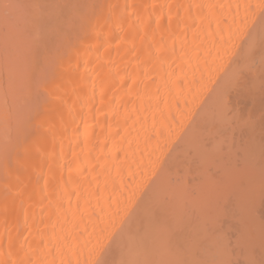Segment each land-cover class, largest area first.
Returning <instances> with one entry per match:
<instances>
[{
    "label": "bare ground",
    "instance_id": "6f19581e",
    "mask_svg": "<svg viewBox=\"0 0 264 264\" xmlns=\"http://www.w3.org/2000/svg\"><path fill=\"white\" fill-rule=\"evenodd\" d=\"M263 190L264 0H0V264L261 261Z\"/></svg>",
    "mask_w": 264,
    "mask_h": 264
},
{
    "label": "rangeland",
    "instance_id": "374dc122",
    "mask_svg": "<svg viewBox=\"0 0 264 264\" xmlns=\"http://www.w3.org/2000/svg\"><path fill=\"white\" fill-rule=\"evenodd\" d=\"M263 191H264V190H263ZM262 195L264 196L263 193H262ZM259 197H260V194H259ZM262 198H264V197H262ZM262 198H260V201L263 200L262 202H260V201L257 199L256 202H255V205H254V206H257V205H258L259 207H262V208L259 209V207L257 206L258 209H259V211H257L258 214H257L256 212H254V213L257 214L258 218L261 217V218H259V219H260V221H262V222L257 221L256 219H258V218H257L256 216H255V217L253 216V215H256V214L253 213L252 215H250V214L256 209V208H254V206L252 207V209H253V208H254V209H253V210L251 209V210H250L251 212H248V214H249V216H250L254 221H257V223L259 222L258 227L261 226V227L264 229V224H263V223H264V222H263V221H264V220H263V219H264V210L262 211V209H264V199H262ZM259 219H258V220H259ZM259 228H260V227H259ZM224 229H225V228H224ZM236 229H237V228H236ZM252 230H253V229H252ZM226 231H229V230H226ZM230 231H231V230H230ZM233 232L236 233L235 231H233ZM237 232H239V231H237ZM227 234H229V232H227ZM230 234H232V233H230ZM233 235L236 236V237H238V234H232V235H229V237H233ZM227 236H228V235H227ZM229 237H227V238H229ZM233 239H234V238H233ZM233 239H232V240H233ZM232 240H229V243H233ZM234 241H235V242L237 241L236 238L234 239ZM251 242L254 243V241H251ZM251 242H248V244L246 243V245H245L246 247H243L244 250H247V251H248V249H249V251H248L249 253H247V252L244 253V256H246V254L251 255V256H248V255H247V257H248V258L252 257V258L249 259V260H253V261H254L252 264H258V263L261 264V262L264 263V262H263L264 259L261 260V261H259V260L257 259L258 261H257V262L255 261L256 259L254 258V255H252L254 252H256L255 250H254V252H252L253 249H255V247L253 248V246H255V245L252 244ZM239 243H240V242L237 241V244H236V245H238ZM250 243H251L252 245H250ZM255 244H256V243H255ZM232 245H234V244H232ZM232 245L229 244V246H231L232 249H236V248H233L234 246L232 247ZM258 245H260V244H258ZM258 245H256V248L259 249V250H260V248H262V249L260 250V251H262L264 246H263V245H262V246L260 245L259 248H258ZM240 246H241V245H239V247H240ZM248 246H249L251 249H250ZM241 247H242V246H241ZM252 248H253V249H252ZM228 250H231V249L228 248ZM250 250H252V251H251L252 254H250V253H251ZM259 250H258V251H259ZM238 251L241 252L240 250H238ZM244 252H245V251H244ZM232 253H233L232 255H229V257L232 256V257H231L232 260H231V259H228V263H230V261H231V264H244L245 262L249 261V260L244 261L246 258H245V259H241L242 257H240V255H236L237 253H235L236 256H234V251H232ZM238 254H241V255L243 256V253H238ZM260 254H261V256H264V255H263L264 252H262V253H260ZM237 256L239 257V259H236ZM256 256H257V255H256ZM256 256H255V257H256ZM261 256L259 257V259L262 258ZM233 258H234V259H233ZM256 258H258V257H256ZM254 259H255V260H254ZM229 260H230V261H229ZM242 261H244V262H242ZM226 262H227V261H226ZM249 263H251V262H249ZM223 264H224V263H223Z\"/></svg>",
    "mask_w": 264,
    "mask_h": 264
}]
</instances>
